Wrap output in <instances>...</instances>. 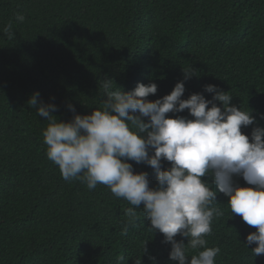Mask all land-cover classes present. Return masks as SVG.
<instances>
[{
	"label": "trees",
	"instance_id": "trees-1",
	"mask_svg": "<svg viewBox=\"0 0 264 264\" xmlns=\"http://www.w3.org/2000/svg\"><path fill=\"white\" fill-rule=\"evenodd\" d=\"M9 23L12 39L3 32ZM105 79L121 91L154 82L148 100L181 80L182 99L201 93L212 100L205 86L216 85L232 95L230 105L255 117L241 129L251 141L253 128H264V0H0V264H178L143 205L121 235L132 206L103 184L88 189L65 180L47 158L48 121L29 106L30 97L38 91V104L54 103L52 114L69 121V105L84 115L108 99ZM166 115L193 119L187 109ZM129 163L158 187L150 166ZM202 180L216 190L223 212L205 237L208 247L220 248L215 264H264V254L251 252L256 245H245L257 229L231 213L212 176ZM233 183L248 186L240 175Z\"/></svg>",
	"mask_w": 264,
	"mask_h": 264
},
{
	"label": "clouds",
	"instance_id": "clouds-1",
	"mask_svg": "<svg viewBox=\"0 0 264 264\" xmlns=\"http://www.w3.org/2000/svg\"><path fill=\"white\" fill-rule=\"evenodd\" d=\"M16 19L23 22L25 17L17 13ZM3 32L9 39L15 35L11 23ZM190 74L185 71V80ZM100 87L108 99L84 115L75 114L69 105L74 113L69 121L52 114L54 103L38 104V91L28 101L48 121L43 131L46 154L62 177L80 180L88 189L103 184L125 199L132 207L125 210L121 235H127L128 225L138 219L135 209L143 205L151 229L171 243V260L215 264L220 248L208 247L205 237L212 232L213 218L223 212L215 206L216 190L202 180L210 175L218 191L229 198L231 213L257 229L247 235L245 245L255 244L252 254H264V128H253L251 141L241 131L255 122L251 111L230 105L232 95L212 84L205 86L206 92L214 93L212 100L201 93L182 99L183 80L156 100L147 99L157 92L154 82H138L133 90L121 91L112 79H105ZM214 101L222 102L223 110ZM185 109L193 119L166 115ZM162 159L170 167L162 168ZM129 161L150 166L158 187L150 188L147 173L135 172ZM234 175L242 176L248 186L235 185ZM177 234L188 238L187 245L175 239ZM189 249L195 254L189 255Z\"/></svg>",
	"mask_w": 264,
	"mask_h": 264
}]
</instances>
